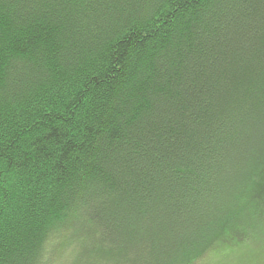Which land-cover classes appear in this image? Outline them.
<instances>
[{
	"label": "trees",
	"instance_id": "16d2710c",
	"mask_svg": "<svg viewBox=\"0 0 264 264\" xmlns=\"http://www.w3.org/2000/svg\"><path fill=\"white\" fill-rule=\"evenodd\" d=\"M0 264H264V0H0Z\"/></svg>",
	"mask_w": 264,
	"mask_h": 264
}]
</instances>
